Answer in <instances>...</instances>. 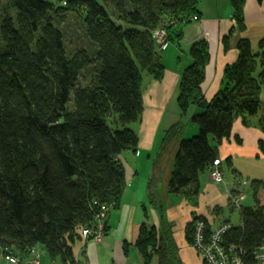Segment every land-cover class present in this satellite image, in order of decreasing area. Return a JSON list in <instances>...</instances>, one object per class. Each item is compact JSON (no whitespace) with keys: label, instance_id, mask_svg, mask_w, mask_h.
Returning a JSON list of instances; mask_svg holds the SVG:
<instances>
[{"label":"trees","instance_id":"trees-1","mask_svg":"<svg viewBox=\"0 0 264 264\" xmlns=\"http://www.w3.org/2000/svg\"><path fill=\"white\" fill-rule=\"evenodd\" d=\"M102 1L0 0V245L5 258L16 257L12 263L28 256V264H41L44 249L76 264V245L92 239L83 228L103 220L107 232L109 211L127 185L121 154L138 149L130 125L143 112L144 74L160 78L165 69L154 33L165 29L166 40L179 37L202 12L201 0ZM230 1L242 29L246 0ZM238 49L208 98V42L190 47L177 101L182 113L196 109L197 129L187 137L181 125L172 130L178 145L171 193L198 198L200 175L220 160V144L232 137L238 117L264 130V37L257 46L241 37ZM258 190L255 204H240V222H231L217 243L226 253L235 247L245 261L264 244ZM205 221L209 239L213 228ZM188 227L192 241L194 223ZM166 237L142 223L135 245L144 264L156 253L160 264H170L174 242Z\"/></svg>","mask_w":264,"mask_h":264},{"label":"crops","instance_id":"crops-1","mask_svg":"<svg viewBox=\"0 0 264 264\" xmlns=\"http://www.w3.org/2000/svg\"><path fill=\"white\" fill-rule=\"evenodd\" d=\"M222 3L223 0H201V15L192 22L184 25L182 34L179 37L173 35L174 37L164 45L162 57L164 62L167 60L169 62V65L165 63L164 78L162 80H157L156 78H152L150 74L148 77L144 76V108L140 117L141 120L139 119L141 124L140 134H138L140 145L145 143L144 139H147L149 136L148 134L151 132V128L154 126L156 127L158 122H155L156 120L153 115L157 108L156 103L158 102L160 104L164 100V106L160 112L162 113L163 110L173 102L174 97H176V95L178 96L180 78L184 69L192 61L190 47L195 41L205 39L208 42L210 60L206 67L203 89L205 95L211 98L222 84L223 72L226 65L234 62L238 58L239 39L241 37L250 38L254 45L257 46V40L264 37V0L261 3L257 0H246L243 12L244 27L242 29L239 28L238 23L233 18V7H231L232 9H230V12H225L223 14L221 10L223 8ZM207 10H209L208 14L210 15H206ZM255 39L256 42L254 41ZM195 112L196 109L192 107L188 112L184 114L181 113L183 118H179L180 122L178 121L177 124V121L173 119L168 123L167 128L170 129L172 126L181 125L184 137L195 133L197 127L191 121V115ZM236 137L239 138L237 139L238 141ZM150 140L152 141V137H150ZM165 140L166 138L164 139V143L166 142ZM262 140H264V130H262V128L253 124L250 126L244 125L241 117H238L234 122L232 137L230 139H225L220 144L219 156L223 165H225L224 163L229 159L232 163L230 164L236 169L235 172L237 173L240 171L237 167L246 169L247 160L256 159L257 161L264 162V151L261 150ZM177 145L178 140L174 141L172 147L173 149L175 148V153ZM168 147L171 148L170 146ZM238 159L240 161H238ZM127 172V185L124 189V194L133 175L135 176L137 173V171H132V168L129 171L127 170ZM205 172L209 173L208 171ZM250 176L253 177L250 185H252L254 182L253 180L256 179L264 181V168L260 175L250 174ZM208 179L211 180L209 175ZM213 183L214 184L209 183L205 178L202 184L200 179V194L205 190L203 194L208 198V202L214 204V207L222 204V211H224L223 205L228 199V194L222 193V188L214 181ZM228 184L230 189H235L237 187L236 184L231 182ZM261 185H263L264 189V184ZM203 186H205V188H203ZM237 189L240 190L241 188L237 187ZM124 194L121 197L117 209H111L109 211L107 220L108 229L104 238L101 241L90 239L86 243L80 242L76 245V264H144V257L135 245V240L140 234L142 223L148 226L156 225V227L159 228V232L164 235L161 228L163 223L165 224L169 221L164 217V214L162 213L161 226L157 225L153 217L152 221L149 222L148 215L150 210L148 207L143 204V202L142 206L137 205L138 202L134 200L132 202L136 204L133 207L135 210L133 213L132 211L130 212V201L125 200ZM147 198L149 199L148 189ZM246 198L247 195L244 199ZM243 200H241V202ZM182 203L183 201L180 203V206H182ZM200 204L202 205V203ZM199 208L200 210H198V212H196V208H194L193 213L186 216V225L194 215H202L208 220L211 227L215 228L219 223H214L216 216L212 218L215 212L212 213V209H206L205 207ZM224 220H229L234 224H238L232 219V215L231 218L225 216L221 221L223 222ZM173 242L172 260L178 259L183 264H204L201 253L198 252L188 236L187 227L185 238L181 241L182 245L179 250L176 240L174 241L173 239ZM3 251L4 249L0 245V264H17L8 261ZM22 257V262L19 264H28V256ZM41 260V264H64L60 258H51L44 249L41 251ZM151 264H160L157 253L152 258Z\"/></svg>","mask_w":264,"mask_h":264},{"label":"rangeland","instance_id":"rangeland-1","mask_svg":"<svg viewBox=\"0 0 264 264\" xmlns=\"http://www.w3.org/2000/svg\"><path fill=\"white\" fill-rule=\"evenodd\" d=\"M99 1L103 3L102 0H99ZM230 2L231 1L229 0H223V3H222L223 8L221 9L223 11V14L225 12L227 13L230 12V9H232ZM208 11L209 10H207L206 15H210L208 14ZM233 18L238 23L235 15L233 16ZM166 36H167V33L163 38L161 37L158 38L161 44V47H164V45L170 41V39L166 40ZM254 41L256 42V39ZM165 63L169 65L168 60L165 61ZM144 76L148 77L149 74L147 75L144 74ZM151 76L152 78H156L153 75ZM163 78H164V73L162 77L156 78V79L162 80ZM150 100L153 101L152 99ZM177 100H178V96L176 95V97H174L173 102L165 110H163L162 113L160 112H161L162 107L164 106V100L160 104L158 102L156 103L157 108L153 114L155 117L154 119L156 120L155 122L158 121L156 124V127L154 126L155 128L154 127L151 128V132L148 134L149 136L147 137V139L146 140L144 139L145 143H143V145L138 144L137 151H130V150L125 151L121 154V159L124 163V166L126 167L128 171L131 168H132V171L133 170L137 171L136 175L135 176L133 175V178L129 186H127L125 194L123 192L125 200L130 201L129 202L130 212L132 211L133 213V211L135 210L133 209V207L136 205L132 201L134 200L137 201L138 202L137 205H140V206L145 204L150 210L149 215H148V220H150L149 222L152 221V217H153L158 226L159 225L161 226V218H162V213H163L164 217L169 221L165 224L163 223L161 230L164 232V236L167 235V237H169V235H171L174 241L176 240L177 248L179 250V248L182 245L181 241L185 238L186 227H187V232H189L188 224L186 225V216L188 214L193 213L194 208H196V212L200 210L199 207H205L206 209H212V213L215 212L212 218L216 216L214 223L219 222L216 227H220L225 224L228 226L232 224L231 221L229 220H224L223 222L221 221L222 219H224L225 216L231 218V215H232V219L235 221V223H239L240 204H242L243 206L255 204L254 189L256 186L259 189L258 196L264 203L263 185L257 182H253L252 185H250V182L252 181V178H253L250 176V174L260 175V173L262 172V169L264 168V162L257 161L256 159L247 160L246 169H241L237 167L240 171L236 173L235 172L236 169L231 165L232 163L230 162L229 159H228L229 161L227 160V162L224 163L225 165H223L222 160L220 158L219 163L216 165L214 172H212V169H210L209 173L204 172L200 175L202 184L205 178H206V181H208L211 184H214L213 183L214 181L216 184H218L220 188H222L221 189L222 193L228 194L227 195L228 199L223 205L224 211H222V204H219V206L214 207V204L208 202V198H206V196L203 194L205 190H203L202 194H200L198 198L195 200L188 199L183 194L171 193L168 189V183L171 178L172 171H173V164H174V157H175V154H174L175 148L173 149L172 147H173L174 141H176L175 139L176 134H174L172 130L176 129L177 125L172 126L170 129L167 127H168V123H170L173 119H175V121H177V124H178V121L180 122L179 118H183V116L181 115L182 112H181V109L179 108ZM255 119H257V117H255ZM140 120L130 125V127L135 129V131L138 134H140V124H141ZM252 124L256 125L254 122L251 123V125ZM247 126H250V125H247ZM171 132H172V136L170 137L169 134ZM179 133L181 132H178V134ZM150 137H152V141L150 140ZM165 138L167 142L164 143ZM237 139L239 138L236 137V140ZM168 146H170L171 148H169ZM261 150H263L262 147H261ZM238 161L240 160L238 159ZM127 170H126V174L128 175ZM216 172H219V178L217 175H215ZM208 175L212 181L208 179ZM230 182L233 184H236V186L240 187L241 189L238 190L237 187L235 189H230L229 188L230 186L228 184ZM203 188H205V186H203ZM147 189H148L149 199L147 198ZM244 195L245 196L247 195V198L244 199L245 198L244 197L243 198L244 200H243L242 197ZM241 200L243 201L241 202ZM182 201H183L182 206H180V203ZM230 201L232 203H230ZM200 203H202V205ZM113 209H117V208H113ZM198 216L199 215H194L193 218L190 219V221H192L194 225L199 220L205 221V217L198 218ZM194 243L195 241L193 238L192 244ZM172 250L173 249H171L170 254L173 256ZM172 256H171V259H173ZM203 261H204V264H206L204 258H203ZM170 263L171 264H183L178 259L172 260L170 261Z\"/></svg>","mask_w":264,"mask_h":264},{"label":"built area","instance_id":"built-area-1","mask_svg":"<svg viewBox=\"0 0 264 264\" xmlns=\"http://www.w3.org/2000/svg\"><path fill=\"white\" fill-rule=\"evenodd\" d=\"M166 35L165 29L157 30L154 33L155 38H163ZM219 163V160L215 161V167L212 169V172L215 171L216 165ZM215 175L219 178V172H216ZM245 195L242 197V199ZM240 201V200H239ZM231 225H222L220 227H215L211 230L209 239H206V224L202 220H199L194 225V245L196 249L201 253L206 264H264V244L257 248L253 252V257L250 261H245L244 256H241L236 252L235 247H231L229 253L224 252V248L221 245H218V241L222 240V235L224 232L230 228ZM105 227L103 220L98 222L95 227H85L82 230V235L85 238H92L94 240L101 241L105 236ZM235 246V245H234ZM7 258L14 262L16 257L8 255ZM35 264H39V260H34Z\"/></svg>","mask_w":264,"mask_h":264},{"label":"bare ground","instance_id":"bare-ground-1","mask_svg":"<svg viewBox=\"0 0 264 264\" xmlns=\"http://www.w3.org/2000/svg\"><path fill=\"white\" fill-rule=\"evenodd\" d=\"M94 240V239H93Z\"/></svg>","mask_w":264,"mask_h":264}]
</instances>
